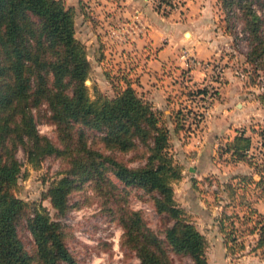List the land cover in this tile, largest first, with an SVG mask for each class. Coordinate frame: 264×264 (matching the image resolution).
<instances>
[{
  "label": "trees",
  "instance_id": "obj_1",
  "mask_svg": "<svg viewBox=\"0 0 264 264\" xmlns=\"http://www.w3.org/2000/svg\"><path fill=\"white\" fill-rule=\"evenodd\" d=\"M222 2L225 10L240 8L250 41L247 58L264 69V17L252 0ZM158 7L163 14L171 12ZM75 17V7L64 0H0V264H79L66 242L68 226L53 218L42 201L18 195L24 166L20 150L34 168L47 157L61 159L59 176L45 192L57 214L68 211L75 192L86 200L98 198L122 225L123 244L136 252L140 264H211L206 234L176 199L174 183L184 165L170 151L171 129L163 110L139 94L126 73L125 84L118 81L113 96L97 85L91 92L86 80L92 62ZM206 92V87L199 89L200 94ZM258 98L264 106V92ZM183 110L175 112L176 130L187 125L189 113ZM43 119L56 126L57 139L40 131ZM252 145V136L237 130L220 147L221 153L260 175H237L236 186L223 182L233 197L237 189L249 191L253 184L264 198V165L249 153ZM140 147L145 161L131 165L124 155ZM129 186L152 195L155 210L168 220L164 237L148 224L142 210L129 205ZM88 188L93 195L85 192ZM245 205L243 215L226 211L219 218L230 255L247 248L241 234H255L251 251L264 253V213L249 200ZM21 227L32 235V247L22 238ZM171 251L191 261L177 262Z\"/></svg>",
  "mask_w": 264,
  "mask_h": 264
},
{
  "label": "rangeland",
  "instance_id": "obj_2",
  "mask_svg": "<svg viewBox=\"0 0 264 264\" xmlns=\"http://www.w3.org/2000/svg\"><path fill=\"white\" fill-rule=\"evenodd\" d=\"M186 1L187 0L182 1V6L179 11L184 9ZM216 1L218 5L216 13L222 20V26L228 37L229 46H226V48L222 50L219 54L220 56L205 60L210 61L211 65L216 63L221 64L223 66V78L219 82L217 79L213 78L211 75L212 66H209V69L207 67L198 66L195 70L201 69L205 73L201 74L200 78H197L195 77L194 70L192 78H188L189 74L186 72L185 65L183 64V70H185V72L177 73V81L179 82L180 79H182L181 77H183L182 81L185 80L187 83H181L180 86L178 84V86L176 85L177 88L174 89H176V97H180L181 99L186 95V98L178 101L179 107L176 108V110L174 109V115L170 113L166 114L165 111H163V120L167 124L171 121H175V112L180 108H183V111L188 112L191 116L193 111H199L200 113L203 108H207L209 109V114H205L203 120H201L202 118H196L200 120L196 121L198 123L192 124L194 126H200L201 124L204 126L210 119V115L213 114L212 109L215 107V103L225 102V97H223L225 94L222 93V88L225 83L232 82L233 85H240L242 87L240 97H235L234 103L232 104V113L234 114V111L243 109L246 120L240 119V122L237 121V127L231 134L222 136L217 135L216 141L218 144L215 147L218 148L216 150V156L214 157L216 160H212L213 163L211 164H214L215 167H205V171L199 173H192V171L184 167L182 177L174 183V187L176 199H179L178 202L180 205L182 203L181 201H185V196L187 198L196 195V203H201L203 205L202 207L205 209H212V211L217 210V215H219V213L220 215L226 213V211L228 213H235L238 211L240 215H243L244 210L247 208L245 205L246 201L249 200L254 206L257 208L259 207V190L257 188L254 189L255 186L251 184L249 185V188H251L249 191L246 187L237 189V191H235V197L230 195L231 190H224V186L222 185L223 182L228 181L234 183L236 186L239 178L235 176L242 173L240 172V168L233 166L234 161L231 159L229 153L220 152V147L226 143V138L236 134V130H245L246 133L253 138V145L249 153L255 157L254 159L259 165H264V106L258 98L259 94L264 92V69L257 68L255 64L250 62L247 58L246 53L250 49V41L248 39V32L244 28V20L240 8L234 6L230 10H225L222 0ZM252 1V6L264 17V0ZM124 22H127V20L119 22L116 25ZM80 39L82 40V38ZM184 47L187 46H183L179 51L181 62H183V60L180 57V53ZM227 71L234 79L231 78V80H227ZM123 73L125 72L120 71L116 66H107V69H101L100 72L92 65V70L86 83L90 87L91 92H94L93 87L97 85L104 93L113 96L115 94L114 85H117L118 81H121V84H125ZM130 74V76L127 75L131 77V79L136 76L132 71ZM174 78L175 77H172V80ZM194 78L197 79L195 80ZM190 80H192V82H189ZM175 83L177 82H174V84ZM206 85H214L216 94L210 105L204 107V102H200L202 95L199 93V89L206 87ZM137 91L140 94V90L137 89ZM191 119L193 118H188V122H186L187 125L184 126L187 133L184 135V138L191 135L188 133L189 130L195 129L192 128L189 123ZM38 128L42 133L57 139L56 126L53 123L43 119L38 122ZM174 128L176 127L174 126ZM176 147L177 140H173L171 135L170 151L174 154L176 160L181 162L182 155L179 154ZM143 150L144 147L134 149L125 154L124 158L131 165H138L145 161L142 157ZM18 155L24 163L23 174H21L19 178L17 188L18 195L28 201H42L49 208L53 218L62 221L68 226L69 235L66 242L79 264H140V258L136 252L123 244L122 237L124 229L122 225L105 210L98 198L94 197L91 200H86V196L81 192H75L70 197L71 207L68 211L64 214H57L51 204L50 198L45 197V192L51 181L59 176L58 171L62 167L61 159L53 156L47 157L41 167L34 168L26 162L23 150H20ZM256 177L258 179L260 178L259 176ZM113 178L123 187V184H121L115 176H113ZM128 190L129 205L134 209L142 210L148 224L164 237L163 228L165 224L168 223V220L160 216L155 210L152 195L139 187L129 186ZM85 192L93 195L90 188ZM184 208L186 209L187 216L196 224V221L204 223V217H202L203 219L195 218V213H197L195 211L198 208L196 204L191 202L190 207L186 206ZM198 210L200 209L198 208ZM240 223L241 222L237 221V225H240ZM246 225L247 224H243V228L246 227ZM209 227H211L210 224ZM20 231L27 246L32 247L33 237L30 232L22 227ZM238 232L240 233V229ZM213 233L214 232H209V236ZM250 235L254 234H241V239L249 243L252 239ZM209 245L211 246V243H209ZM245 251L246 249L242 254H244ZM170 253L177 262L185 263L191 261L189 258L180 256L173 251ZM215 253H217V251H215ZM258 254L260 258L264 259V253L260 252ZM216 255L217 254L214 256ZM232 257L233 258L223 260V263L211 257V264H249L245 262L246 260L241 262L240 258L238 259L240 254H237V256L233 255Z\"/></svg>",
  "mask_w": 264,
  "mask_h": 264
},
{
  "label": "crops",
  "instance_id": "obj_3",
  "mask_svg": "<svg viewBox=\"0 0 264 264\" xmlns=\"http://www.w3.org/2000/svg\"><path fill=\"white\" fill-rule=\"evenodd\" d=\"M64 1L76 9L77 34L87 44L92 65L100 72L101 69H107V66H116L129 76L132 71L136 75L132 77L134 85L140 90V94L166 114L174 115V109L179 107L178 101L186 98V95L181 99L176 97L174 89L178 84L180 86L181 83H187L185 80L182 81L183 77L177 81V73L184 72V63L179 58L181 48L191 46L196 55L205 60L220 56L222 50L229 46L222 20L216 13L218 8L216 0H187L184 9L174 10L169 14H163L150 0ZM133 18L140 19L138 33L133 39L122 43L111 36L110 29L114 25ZM194 72L197 78L205 73L201 69ZM172 77L175 78L172 80ZM231 78L234 79L227 71V80ZM241 92L240 85L225 83L222 88L225 102L215 103L213 114L206 125L194 126L189 122L195 129L189 130L188 133L191 135L186 138L184 128L176 130L175 121L168 124L173 140H177L176 150L182 155L181 162L192 173L203 172L205 167H215L211 164L212 160H216L214 157L218 148L215 147L218 144L217 135L231 134L237 127V121L246 120L243 109L232 113V104L235 97H240ZM233 166L240 168L241 173H251L256 179H258L256 176L260 177L252 166L244 162H234ZM259 192L260 190L258 191L260 195ZM184 199L185 201H181L182 206L190 207V203L193 202L200 209H196L195 218L204 217V223L196 222L211 243V246L208 243L207 247L210 263L211 257L222 263L223 260L233 258L227 251L225 238L220 230L218 223L220 213L217 215V210L205 209L201 203H196V195L187 198L185 196ZM258 199L259 211L264 213V198L258 196ZM209 232L214 233L209 236ZM250 236L252 239L247 243L245 253L240 254L238 259L240 258L241 262L246 260L245 262L249 264H264V259L258 254L261 252L260 249L251 251L250 243H254L255 234ZM215 254L217 255L214 256Z\"/></svg>",
  "mask_w": 264,
  "mask_h": 264
},
{
  "label": "built area",
  "instance_id": "obj_4",
  "mask_svg": "<svg viewBox=\"0 0 264 264\" xmlns=\"http://www.w3.org/2000/svg\"><path fill=\"white\" fill-rule=\"evenodd\" d=\"M153 2L155 7L160 6L161 10L166 11H174L179 10L182 6L183 0H150ZM159 9V7H158ZM140 27V19L133 18L131 20H128L127 22L120 23L119 25H116L114 28L111 29L110 33L113 38H115L117 41L125 43L133 39L138 33V29ZM180 57L184 62L186 72L189 74L188 78H192L193 71L196 67H209L212 66L211 75L213 78L217 79L218 82L223 78V66L219 63L211 65L210 61H206L204 59H200L196 53L193 47L187 46L184 47L180 53ZM210 68V67H209ZM208 68V69H209ZM185 72V70H184ZM207 92L205 94H201L202 97L200 99V102H204V107H207L210 105L212 100L215 98L216 89L214 85H206ZM206 104V105H205ZM205 114H209V109L203 108L202 111H193L192 116L189 115V119L192 123H198L196 121L203 120L205 118ZM200 118V119H196Z\"/></svg>",
  "mask_w": 264,
  "mask_h": 264
}]
</instances>
